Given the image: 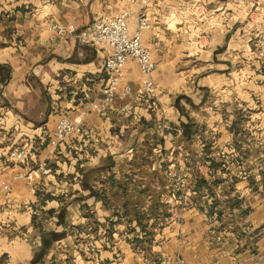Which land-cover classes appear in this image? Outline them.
I'll use <instances>...</instances> for the list:
<instances>
[{
  "label": "crops",
  "instance_id": "obj_1",
  "mask_svg": "<svg viewBox=\"0 0 264 264\" xmlns=\"http://www.w3.org/2000/svg\"><path fill=\"white\" fill-rule=\"evenodd\" d=\"M124 10L131 33L140 16L152 24L156 93L85 112L112 48L79 33ZM263 12L264 0H0V264H264ZM124 83L142 86L134 60ZM64 114L83 132L55 145Z\"/></svg>",
  "mask_w": 264,
  "mask_h": 264
},
{
  "label": "built area",
  "instance_id": "obj_2",
  "mask_svg": "<svg viewBox=\"0 0 264 264\" xmlns=\"http://www.w3.org/2000/svg\"><path fill=\"white\" fill-rule=\"evenodd\" d=\"M130 16L131 13L128 10H124L115 17L96 21L92 27L83 29L79 33V36L84 40L96 44L106 42L112 48V52L106 58L104 64L107 79L101 89L103 96L87 102L84 106L85 112L105 110L118 97L130 96L132 94L148 96L149 94L154 95L156 93L157 85L154 80L156 63L152 51L142 41L144 31L150 28L152 24L145 16H140L135 32L131 33ZM52 28L60 35L77 33V26L75 24H53ZM258 41L260 47L258 55L264 58V34ZM130 60H134L140 70L142 86L136 92L131 85L124 83L127 64ZM81 115L83 116L84 114L82 113ZM82 132L83 125L81 120L71 119L67 114H64L52 132L53 142L55 145H58L72 135ZM11 156L14 159L23 161L26 157V150L24 148L14 150L11 152ZM40 169L45 172L50 170L45 164L41 165ZM4 188L9 189V185L5 183ZM179 264H185V261L181 259L179 260Z\"/></svg>",
  "mask_w": 264,
  "mask_h": 264
},
{
  "label": "trees",
  "instance_id": "obj_3",
  "mask_svg": "<svg viewBox=\"0 0 264 264\" xmlns=\"http://www.w3.org/2000/svg\"><path fill=\"white\" fill-rule=\"evenodd\" d=\"M206 184H207V183H206V179H205V178L202 177V178H199V179H198V182H197V186H198V188L201 187V186H204V185H206ZM196 190H197V189H196ZM135 214L137 215V217L140 216L138 210H136Z\"/></svg>",
  "mask_w": 264,
  "mask_h": 264
},
{
  "label": "rangeland",
  "instance_id": "obj_4",
  "mask_svg": "<svg viewBox=\"0 0 264 264\" xmlns=\"http://www.w3.org/2000/svg\"><path fill=\"white\" fill-rule=\"evenodd\" d=\"M182 183L184 182V181H181ZM75 256V255H74ZM74 256H70L69 258L71 259L70 261H69V264H77V262L75 261V258L76 257H74Z\"/></svg>",
  "mask_w": 264,
  "mask_h": 264
},
{
  "label": "bare ground",
  "instance_id": "obj_5",
  "mask_svg": "<svg viewBox=\"0 0 264 264\" xmlns=\"http://www.w3.org/2000/svg\"><path fill=\"white\" fill-rule=\"evenodd\" d=\"M204 17V16H203Z\"/></svg>",
  "mask_w": 264,
  "mask_h": 264
}]
</instances>
